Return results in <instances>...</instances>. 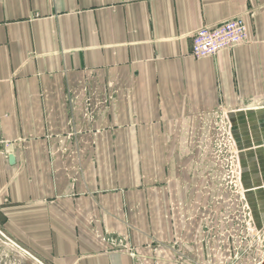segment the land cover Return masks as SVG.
<instances>
[{
    "label": "crops",
    "instance_id": "obj_1",
    "mask_svg": "<svg viewBox=\"0 0 264 264\" xmlns=\"http://www.w3.org/2000/svg\"><path fill=\"white\" fill-rule=\"evenodd\" d=\"M235 17L246 43L191 56L197 29ZM82 79L107 103L99 135L50 157ZM217 111L264 140V0H0V231L42 264L199 263L159 248L176 238L139 187L165 134Z\"/></svg>",
    "mask_w": 264,
    "mask_h": 264
},
{
    "label": "rangeland",
    "instance_id": "obj_2",
    "mask_svg": "<svg viewBox=\"0 0 264 264\" xmlns=\"http://www.w3.org/2000/svg\"><path fill=\"white\" fill-rule=\"evenodd\" d=\"M85 80L72 94L73 100L82 95L80 101L66 102V131L49 137L58 145L47 151L50 157H78L79 137L88 135L94 144L99 135L92 127L107 103L89 100ZM91 88L95 99L98 88ZM162 153L160 179L139 187L157 195L160 216L176 238L171 245L155 240L159 248L204 258L195 264H264V140L237 135L232 119L217 111L183 118L164 135ZM152 241L148 247H158ZM38 262L0 231V264Z\"/></svg>",
    "mask_w": 264,
    "mask_h": 264
},
{
    "label": "built area",
    "instance_id": "obj_3",
    "mask_svg": "<svg viewBox=\"0 0 264 264\" xmlns=\"http://www.w3.org/2000/svg\"><path fill=\"white\" fill-rule=\"evenodd\" d=\"M248 34L245 22L240 17H235L208 27H200L192 36V44L190 54L195 59H204L213 57L222 51L233 49L239 45L246 43ZM86 88L92 95L91 87ZM106 103V100H103ZM42 264L41 262H38Z\"/></svg>",
    "mask_w": 264,
    "mask_h": 264
},
{
    "label": "water",
    "instance_id": "obj_4",
    "mask_svg": "<svg viewBox=\"0 0 264 264\" xmlns=\"http://www.w3.org/2000/svg\"><path fill=\"white\" fill-rule=\"evenodd\" d=\"M8 161H9V163H12L13 162V156L12 155H9Z\"/></svg>",
    "mask_w": 264,
    "mask_h": 264
}]
</instances>
